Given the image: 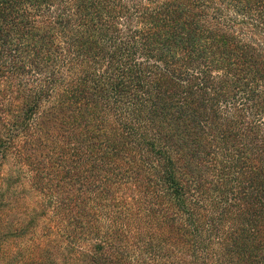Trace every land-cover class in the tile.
I'll use <instances>...</instances> for the list:
<instances>
[{"label":"trees","instance_id":"obj_1","mask_svg":"<svg viewBox=\"0 0 264 264\" xmlns=\"http://www.w3.org/2000/svg\"><path fill=\"white\" fill-rule=\"evenodd\" d=\"M41 229L74 264H264V0H0V264Z\"/></svg>","mask_w":264,"mask_h":264},{"label":"rangeland","instance_id":"obj_2","mask_svg":"<svg viewBox=\"0 0 264 264\" xmlns=\"http://www.w3.org/2000/svg\"><path fill=\"white\" fill-rule=\"evenodd\" d=\"M35 195L36 194H32V197L30 198V203L33 208H35L39 202V199L36 200L37 197L35 198ZM42 220L43 226L46 225L47 221H45L44 218ZM37 234L38 236L40 235L39 242L32 241L31 238L13 240V243L9 248L10 257L7 258L8 261L12 260L14 263L20 262L22 264H40L35 261V257H32V254H36L35 250L37 247V250L40 248L43 250L41 252L45 253L43 260L45 259L46 261L44 260L43 264H74V260H71L72 255L66 252L67 245L65 243L60 242L53 244L52 240L55 236H52L47 229H41Z\"/></svg>","mask_w":264,"mask_h":264}]
</instances>
